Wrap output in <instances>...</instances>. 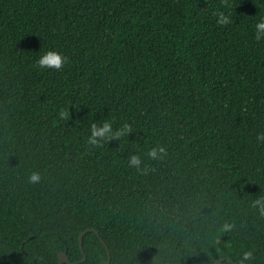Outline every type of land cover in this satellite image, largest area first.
<instances>
[{"label": "trees", "instance_id": "16d2710c", "mask_svg": "<svg viewBox=\"0 0 264 264\" xmlns=\"http://www.w3.org/2000/svg\"><path fill=\"white\" fill-rule=\"evenodd\" d=\"M261 15L264 0H0V264L79 263L88 230L79 264H105L101 238L110 264H264ZM48 45L65 67L36 66ZM104 120L131 132L89 145Z\"/></svg>", "mask_w": 264, "mask_h": 264}, {"label": "clouds", "instance_id": "9594fccd", "mask_svg": "<svg viewBox=\"0 0 264 264\" xmlns=\"http://www.w3.org/2000/svg\"><path fill=\"white\" fill-rule=\"evenodd\" d=\"M212 15L215 16L217 25L221 27H228L233 23V16L229 12L221 10H213ZM253 37L256 42H264V15L259 16L253 25ZM36 66L40 70H60L65 67L67 63L66 55L55 46H45L38 54L36 58ZM61 118L66 119L68 116L67 111H63L60 114ZM131 132V128L124 124L119 130H113L112 123L109 120H104L101 123H94L89 129V135L87 137V143L94 147H99L103 141L110 139H119L127 136ZM258 141H264V134L257 136ZM165 154V150L162 147H154L146 152V156L149 159L162 158ZM129 166L140 169L143 163L140 155H134L129 158ZM29 181L32 183H39L41 176L38 172H33L29 176ZM253 206L257 208L261 215H264V196L254 201ZM231 225H224V230H230ZM252 253L245 251L243 253V259L240 264H244L251 258Z\"/></svg>", "mask_w": 264, "mask_h": 264}, {"label": "water", "instance_id": "95a60500", "mask_svg": "<svg viewBox=\"0 0 264 264\" xmlns=\"http://www.w3.org/2000/svg\"><path fill=\"white\" fill-rule=\"evenodd\" d=\"M89 231H91V230H88L86 232H89ZM86 232L82 233L80 235V239H79L80 247H81V250H82V253H83V259L79 263H83V262H85L87 260V255H86V253L84 251V247H83V237H84ZM94 232L99 236V232H97V231H94ZM100 240L105 245V247H106V249L108 251V255H109V258H108V260L105 261V264H110V251L108 250V246L106 245V243L103 241L102 238ZM58 258H59V264H79V263H72L70 261V259H69V257H68L66 252L59 253ZM222 261H223V259L219 260L217 262V264H222Z\"/></svg>", "mask_w": 264, "mask_h": 264}]
</instances>
